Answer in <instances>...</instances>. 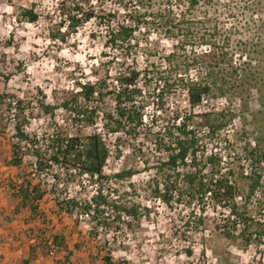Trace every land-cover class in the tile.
<instances>
[{"label":"trees","instance_id":"1","mask_svg":"<svg viewBox=\"0 0 264 264\" xmlns=\"http://www.w3.org/2000/svg\"><path fill=\"white\" fill-rule=\"evenodd\" d=\"M162 1L164 0H119V4L121 8L126 9L134 2L137 7L141 6L147 10L155 7L156 4H161ZM186 3H188L187 7L191 8V23L183 19V14L174 13L172 10H165V8L153 9L154 11L149 16L150 26L166 29L170 27L167 30L168 33L177 31L182 32L183 36L182 40L173 46V53L166 57L169 64H174V68H170V72L165 76L166 88H171L175 84V67L188 65L187 61L191 60V66H202L207 71L205 78L191 81L188 84L192 104L207 92L217 94L235 92L245 102L254 96L258 98L261 105H264V20L262 19L263 21L260 22V19L258 23L255 20L247 22L246 34L244 33L245 41L236 40L233 44L234 40L231 43L233 32L227 29H218L217 24H213L210 20L211 16L207 9L201 10L203 7L201 0H188ZM94 5V0H60L57 6L58 21L54 24L56 29L49 31L48 38L54 43H65L69 37L76 35L86 22L95 18L104 20L105 24L108 23L106 25L108 28L106 47L117 50L121 58L139 47L138 42L133 43L132 37L133 32L143 21V14L133 8L126 16L128 21L131 20L133 27L131 24L122 23L118 24L116 28L109 29L110 17L114 18V14H98ZM38 18L39 14L32 6L20 8L15 16L17 22L28 23H35ZM6 44L10 45V42L7 41ZM186 44L190 47L188 51L191 56L186 54ZM201 46H207L208 52H197L202 51ZM237 48L247 51V56L243 61L233 62L231 51ZM9 75L0 74V79L5 86ZM137 76L138 73L134 69L121 70L117 78L119 90H116L107 81L108 76L105 72L103 76H95V81L75 82V89L63 90L60 92L59 102L51 103L45 102L44 96L33 101L17 99L5 92L0 93V146L7 145L9 147V153L7 152L9 155L2 160L6 166L17 168V173L14 176L6 177L7 185L13 191V197L19 199V203L14 208L15 211L27 209L30 211L31 219L43 217L39 203L46 194L51 195L57 191L65 193L67 183L74 180L79 181L82 174H87L90 181L94 175H97L98 180L107 179L102 175V166L107 157L106 148L96 134L83 135L79 125H94L101 113L103 126L109 131L116 132L124 128L123 119L130 124L127 129H124L126 132L133 131L138 127L141 123V106L137 107L134 102L140 90L131 88ZM34 110L39 113L34 114ZM57 111L70 116L73 124H76L74 136H68V126L64 123L66 118L63 117V114L62 117H59ZM41 115L47 119L46 128L39 134L29 131L31 120ZM167 135L168 143L161 138H156L155 141L157 148L165 149L167 159L154 166L155 174L159 180L155 178L151 181L153 197L154 199L159 198L169 208L173 207V203L182 201V198H186L187 207H190L195 199L200 204L212 181L202 180L201 168L191 171V148L194 147L196 139L193 135L188 136L184 131H180L178 136H173L170 132ZM172 143L175 144L174 147H172ZM186 158L190 160L189 166L185 161ZM50 161L59 163L61 166L52 167ZM71 168L76 171H69ZM135 173V170L131 168L122 169L113 177L121 180L130 178ZM61 174L64 176L63 189L58 188ZM49 177L53 182L47 189L45 181ZM256 181L254 179L251 182L250 191L255 187ZM160 183L163 186L162 192L158 190ZM222 184L223 182L218 180L214 186L217 188ZM214 197L216 196L214 195ZM53 201L59 211H64L67 214L87 213L90 227L86 234L91 239L97 238L101 232L107 234L112 231V240H116L117 232L121 230L120 224L125 217L130 221L140 219L138 206L122 202L120 196L108 200L107 195L102 193L100 187H98L97 194L91 195L89 199L77 200L73 197L61 202ZM103 204L108 206L107 209L101 208ZM230 205L231 212L236 213L241 219L242 228L238 235L228 231L223 232V235L229 240L240 239L241 244L246 247L252 241L253 232L257 235H261V232L251 230L256 226L248 223L249 218L245 216L246 206H241V210L236 211L237 206L233 201L230 202ZM202 210L203 208H201ZM193 213L191 211V217L194 216ZM197 221L198 225L202 224L200 216ZM43 222L46 223V220L43 219ZM126 225L131 226L128 222ZM111 228L112 230H110ZM34 237L40 238L38 234H34ZM38 245L40 251L46 255L51 249L56 255L62 253L63 260L61 262L55 260L56 263L71 264L74 252L68 248L64 235L48 233L40 239ZM73 248L79 249L80 244L75 242ZM33 253L34 250L31 249L29 254ZM187 254L190 255L191 251L187 250ZM88 255V264H96V262L126 264L124 260H112V252L109 248L104 253L97 248L94 255L91 252ZM24 264H28V260H25Z\"/></svg>","mask_w":264,"mask_h":264},{"label":"rangeland","instance_id":"2","mask_svg":"<svg viewBox=\"0 0 264 264\" xmlns=\"http://www.w3.org/2000/svg\"><path fill=\"white\" fill-rule=\"evenodd\" d=\"M59 1L0 0V74L3 76L10 74L6 86L0 79V93L5 92L17 99L33 101L44 96L45 102H59L60 92L75 89V82L93 81L95 76H103L109 68L114 72L119 67L118 64L112 63L115 58L120 57L119 52L106 47L105 44L108 23L105 24L104 20L91 19L65 43H54L48 38L49 31L56 29L54 24L58 21ZM187 1L164 0L160 3L165 10L183 14V19L191 23V8L186 7ZM201 1L203 6L201 10L207 9L211 16L210 20L217 24L218 29L233 32L231 38V43L234 40L233 44L236 40L245 41L247 22L255 20L258 23L260 19V22L264 20V0ZM94 4L98 14H114V18L110 17L111 20L124 18L125 11L121 8L119 0H94ZM30 6L39 14L37 22H17L15 16L19 9ZM133 6L134 2L128 7L132 9ZM109 25L112 26V23ZM142 33L141 30L137 31L138 40L145 37ZM148 35L151 36L152 46L141 49L142 53L138 55L146 53L148 64L154 68L159 65L161 54L170 49L167 37L180 38L182 32L174 31L167 34L163 31L149 30ZM7 41L10 45L6 44ZM245 56L247 51L238 48L231 51V58L236 62L242 61ZM142 60L139 57L138 63L141 67L144 63ZM255 106L254 103L252 107L256 109ZM148 112L151 114V109H148ZM37 113L39 111L34 110V114ZM250 113L251 124L262 144L264 105L260 104L259 109L251 110ZM57 114L62 117L63 113L57 111ZM46 126L47 121L41 115L31 120L28 130L39 134ZM144 142L142 140L141 145H144ZM130 143L136 150L139 148L140 143ZM144 147L141 152L132 154L130 151L123 152L124 157L120 161L117 163L111 161L107 167L110 173L116 168L130 167L135 170L136 173L129 179V183L118 181L110 185V191L117 190L114 192L120 196L122 202L138 206L140 219L131 221L124 219L116 240H112V231L107 234L101 232L97 238H88L86 233L90 227L89 221L72 218L71 225L73 227L78 225V229L74 228L69 234L64 235L67 245L70 243L69 247L74 252L71 264H85L89 260L88 254L91 252L94 255L97 248L103 253L109 248L112 260H124L126 264H264L263 242L260 247L255 245L244 247L239 239L229 240L217 231L214 224L216 218L221 217L222 212L219 210L205 208L204 214L200 215L196 204L193 210L191 206L187 207L186 198H182L179 203H173L172 208L154 199L151 181L155 178L159 180L155 174L154 162L160 155L152 145ZM8 148L7 145L0 146V168L7 167L2 159L9 155L6 154ZM141 160L148 164L143 166ZM11 170L14 176L17 168L13 167ZM7 172L11 173L7 168L0 170V183L5 181L7 176L4 175ZM5 183L7 184V181ZM79 183L82 189L77 192V197L82 199L93 190V187L86 177ZM204 201L206 204L207 200ZM49 205L50 207L45 205L44 207L51 209V214L59 212L54 201L51 200ZM191 211L197 213L194 212V216L191 217ZM199 216L202 220L201 225L197 224ZM127 222L131 226L126 225ZM75 242L80 244L79 249L73 248ZM187 250L191 251L190 255L187 254ZM57 260L61 262L63 257Z\"/></svg>","mask_w":264,"mask_h":264},{"label":"built area","instance_id":"3","mask_svg":"<svg viewBox=\"0 0 264 264\" xmlns=\"http://www.w3.org/2000/svg\"><path fill=\"white\" fill-rule=\"evenodd\" d=\"M157 6L160 9H164L162 4H156L155 7L148 8L147 10H144L141 6H133V8L144 15L143 21L133 32L132 37L133 43L138 42L139 47L132 50L129 54L124 55L123 58L119 54L120 57L115 58L118 62H114L115 60L112 62L118 64L119 67L114 72H111V68L106 72L108 76L107 81L116 90H119L117 78L121 70L129 68L134 69L138 73L137 79L131 88L140 90L134 102L137 107L141 106L140 125L133 131L126 132L124 129H127L130 124L123 119L122 123L125 125L124 128L116 132L109 131L103 126L101 113H99V117L96 119L94 125H79L83 135L96 134L99 136L107 150V157L102 166V175L106 176L107 179L98 180L97 175H94L92 181H90L87 174H82L80 177V180L84 177L88 178L93 187V190L87 196H84V198L89 199L91 195L97 194L98 187L102 189L104 195H107L108 200L119 197L114 192L117 190L110 191V185H114L118 181L128 182L131 177L118 180L114 179L113 175L122 169H130V167L116 168L110 173L107 167L111 161L117 163L124 157L123 152L130 151L131 154L137 151L141 152L145 148L144 145H152L160 155L154 162L156 165L158 162L167 159L165 149L163 147L157 148L155 143L156 138H161L164 142L168 143V132L173 136H178L180 135V131H184L188 136L193 135L196 139L194 147L191 148V171H196L201 168L202 180L212 181L208 191L203 195L202 202L198 204L197 199H195L191 203V209L193 210L196 204L197 212L202 215L205 212V208L219 210L222 212L221 217L220 219L216 218L214 224L217 231L222 234L228 231L238 235L242 228V221L236 213L231 212L230 202L233 201L237 206L236 211H240L241 206H246L247 213L245 216L249 218L248 223L256 226L254 229L252 227L251 230L261 232V235L253 232L251 235L252 241L247 246L255 245L260 247L262 242L264 243V142L261 144L259 141L257 132L252 126L251 117L249 116L251 110L254 111L260 108V101L257 97L252 96L245 102L235 92H226L223 94L207 92L202 94L196 103L192 104L188 84L191 81L205 78L207 71L202 66H191V60L187 61L188 65H178V68L175 67V84L167 89L164 84L165 76L170 72V68H174V64H169L166 57L173 53V46L177 45L183 36L180 38L178 36L167 37L170 43V49L166 53L164 52L165 54H161L159 65L154 68L148 64L149 60L148 58L146 59V53L145 55H138L142 53L140 52L141 49L152 46L151 36L148 35L149 30L163 31L168 34L167 30L170 29V27L166 29L150 26L151 20L149 16L151 12L158 9ZM133 8H122L125 11L124 18L111 20L110 23H112V26L109 25V29L116 28L118 24L122 23L131 24V20L129 19L130 21H128L126 16ZM133 26L131 24V27ZM140 30L145 37L138 40L136 33ZM185 48L187 50L186 54L191 56L190 51H188L190 47L186 44ZM201 50L197 52H208L207 46H201ZM139 57L144 62L142 67L138 63ZM243 60H245V57ZM233 62L236 61L233 60ZM254 103L256 104V109L252 107ZM148 109H151V114L148 112ZM65 118L66 121L64 123L68 126V136H74L76 133V124H73L70 116L67 114H65ZM43 119H45L44 116ZM142 140L145 141L144 145H141ZM130 142L140 143V145L138 144L139 148L136 150ZM171 145L172 147L175 146L174 143ZM185 161L188 162L187 166H189L190 160L186 158ZM141 163H143V166L148 164L144 160H141ZM50 165L52 167L61 166V164L52 161H50ZM69 171L75 172L76 170L71 168ZM60 177L61 180L58 188L63 189V174ZM254 179L257 180V183L250 191V184ZM80 180L70 181L67 183L65 193L57 191L50 195L51 198L58 202L73 197L79 200L80 198L77 197V192L82 189L79 183ZM218 180H221L223 184L216 188L214 183ZM46 182L47 189H49L50 184L53 182L52 178L49 177ZM162 187L160 183L158 186L160 192L163 191ZM204 200H207L206 204ZM107 207V205H101V208L107 209ZM201 208H203L202 211ZM194 212L197 213L196 211ZM73 215L80 221L89 220L87 213H74ZM125 219L128 220L127 217ZM53 253L54 251L51 249L49 254L51 255Z\"/></svg>","mask_w":264,"mask_h":264},{"label":"crops","instance_id":"4","mask_svg":"<svg viewBox=\"0 0 264 264\" xmlns=\"http://www.w3.org/2000/svg\"><path fill=\"white\" fill-rule=\"evenodd\" d=\"M5 168L9 169L11 173L7 172L4 176H12L11 169L13 167L7 166L0 170ZM6 181L5 179L0 183V264H24L25 260H28V264H58L55 260L62 259V253L46 255L40 251L38 242L48 233L67 235L74 228L78 229V225H74V227L71 225L72 218H75L74 215L64 211L51 214V209L45 208L44 205L50 207L49 203L53 199L49 194H46L39 203L43 217L31 219L29 210L15 211L14 208L19 203V199L13 197V191L5 183ZM43 219L48 220L45 223ZM36 233L40 238H33ZM31 249L34 250L33 254H29ZM96 264L100 263L96 262Z\"/></svg>","mask_w":264,"mask_h":264}]
</instances>
